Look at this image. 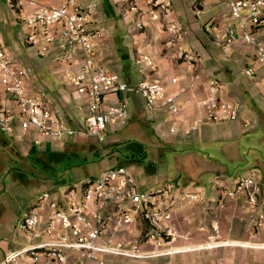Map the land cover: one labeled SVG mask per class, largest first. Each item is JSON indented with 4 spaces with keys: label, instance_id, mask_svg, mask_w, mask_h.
<instances>
[{
    "label": "crops",
    "instance_id": "obj_1",
    "mask_svg": "<svg viewBox=\"0 0 264 264\" xmlns=\"http://www.w3.org/2000/svg\"><path fill=\"white\" fill-rule=\"evenodd\" d=\"M17 1L19 3L16 6H12L10 2L6 6L0 5L1 40L21 64L33 65L36 70L43 71L50 60H57L54 56L40 58L33 50L35 45L27 42L21 24L16 28L15 24L18 22L13 14L18 11L21 16L32 9L29 0ZM64 1L55 0V3L61 4ZM230 2L231 0H99L95 4L96 11L93 15L97 23L104 27L99 62L127 82L138 81L142 75L163 80L170 91L180 92V100L184 106L177 114H169L162 109L148 110L137 93L108 94L106 98L109 103H117L123 98L127 101L130 118L125 126H114L107 131V135L111 137L104 146L105 154L100 148L97 152L104 159L98 173L110 165L109 156L119 158L120 154L130 153L133 144L124 145L126 148L119 150L118 142L122 138L115 135L117 131H125L135 124L139 127V140L136 141L135 148L150 143L156 148H161L162 144L169 147L180 146L186 151L183 160L187 183L182 187L204 191L207 195L206 202L202 204L174 210L173 225L178 233V237L172 242L175 252L148 259L125 260L103 256L104 264H264V202L260 201L251 207L242 198L223 195V191L231 187L238 178L233 180L218 176L209 188L198 184L204 172L214 168L208 167L210 159L197 150L211 149V146H217L220 141L230 142L246 130H264V70L258 58V49L243 38L245 33L253 31L255 27L250 23L242 27L240 18L231 13ZM153 14L158 17L152 18ZM173 24L179 25L180 30L171 29ZM230 29L235 30L236 38L228 44ZM186 51L196 52L199 56L200 61L196 67L185 56ZM142 55H149L153 59L155 69L144 67V73L140 75L135 71L140 69L137 60ZM58 63V70H64L66 76L72 68L68 64ZM27 71L28 82L32 83L30 87L33 91L47 92L45 100L61 120L74 126L82 124L83 111L79 107L86 101L72 86L65 85V76L62 77V85L57 86L48 80L47 85L40 79H34L33 74L28 69ZM173 78H177L178 82L172 83ZM213 78L222 84L221 97L241 102L239 119L213 122L207 120L205 108L198 106L200 100L211 96L209 81ZM0 104L14 106L12 100L3 93L1 85ZM199 119H203L201 125L186 134L185 129ZM246 122L248 125H245ZM172 127L177 128V131L172 132ZM76 138L81 142L97 141L93 137ZM64 142L45 137L33 130L17 128L13 133L0 130V262L8 252L32 243L28 236L18 237L20 233L24 234L19 228V222L31 205L33 196L42 193L37 188H48L54 192L51 193L54 196L61 191L53 186L48 173L41 174L39 183L30 184L25 173L34 171V162L47 165L51 156H58L65 148ZM34 148L37 152L31 157ZM74 149L69 144L68 150ZM131 170L141 185L152 186L151 181L144 178V170ZM148 170L164 172L166 163L160 162L158 168L150 165ZM260 170L264 173L263 169ZM97 174L84 177L77 184H82ZM78 175L79 178L82 177L80 168ZM261 179L264 180L263 175ZM139 229V225L133 224L119 236L138 238ZM18 264L55 263L42 259L37 262L22 260Z\"/></svg>",
    "mask_w": 264,
    "mask_h": 264
},
{
    "label": "built area",
    "instance_id": "obj_2",
    "mask_svg": "<svg viewBox=\"0 0 264 264\" xmlns=\"http://www.w3.org/2000/svg\"><path fill=\"white\" fill-rule=\"evenodd\" d=\"M9 1L12 6L19 3ZM29 4L32 9L19 17L26 40L38 46L40 58L54 56L58 62L76 68L71 69L64 83L85 99L86 103L79 107L83 111V121L74 126L59 118L45 100L47 92L33 91L26 67L0 37V85L14 103L13 107L0 104L2 132L13 133L17 128L33 130L63 142L77 136L93 137L105 154L107 131L114 126H125L130 118L127 101L123 98L117 103H109L108 94L137 93L150 111L162 109L177 114L183 109L180 92L170 91L163 80L143 77L127 82L99 62L104 27L97 23L89 6L77 0H65L61 4H56L55 0H29ZM230 10L240 18L242 27L249 23L255 27L243 38L258 49L264 70V0H231ZM157 17V14L152 16ZM180 28L177 24L171 26V29ZM235 38V30L230 29L227 43L231 44ZM185 56L193 67L199 64L196 52L186 51ZM138 63L155 69L149 55H142ZM177 82V78L172 79V83ZM209 86L211 96L198 102L199 107L205 108L207 120L239 119L241 102L221 97L222 84L218 79H211ZM202 122L203 119L196 120L185 133H191ZM171 131L175 132L177 128L172 127ZM223 195L242 198L251 207L260 201L263 203L264 180L259 170L253 169L238 178L223 191ZM206 200L204 191L183 188L172 181L146 188L126 166L107 165L96 176L82 184L65 187L56 196L39 193L19 224L32 243L8 252L0 264L42 259L60 264H104L103 256L130 260L170 254L175 252L172 242L178 237L173 225L174 210ZM133 224L139 225L138 238L119 236Z\"/></svg>",
    "mask_w": 264,
    "mask_h": 264
},
{
    "label": "rangeland",
    "instance_id": "obj_3",
    "mask_svg": "<svg viewBox=\"0 0 264 264\" xmlns=\"http://www.w3.org/2000/svg\"><path fill=\"white\" fill-rule=\"evenodd\" d=\"M77 1L82 5L89 6L95 14V4L99 0ZM9 2V0H0V5L6 6ZM13 17L15 18V21L18 22L15 24L16 28H19V12H15ZM37 49L38 46L35 45L33 47L35 53L37 52ZM50 61L51 62L49 65L44 68L43 71L36 70L33 65H22L26 67V69H28L31 74H33L34 79H40L44 83H46L48 80L49 83L53 82L57 84V86H60L63 82L62 77L65 76L64 70H58L59 63L57 61ZM137 64L139 65L140 69L135 72L141 75L144 73V70L142 69L144 67L139 63ZM143 77H145V75H142V78ZM66 78L67 75L65 76V79ZM30 85H32L31 82ZM66 88L71 89V87ZM130 128L125 129V131H117L115 135L122 138V141L118 142L119 150H124V148H126L124 145L133 144L130 153L128 152L127 155L120 154L119 158L109 156L110 165L122 164L129 169L144 170V178L151 181V187L164 184L168 181L175 182L181 187L186 185V171L184 169L185 162L183 160V156L185 155L186 151L180 146H162V143L161 148H156V146L151 143L144 144V146L141 147L142 149L135 148L137 146L136 141L139 140L137 132L139 127L134 124L132 128ZM108 131H110V129ZM109 137L111 136L109 134L107 135L106 133V139ZM64 144L65 148L61 151V153L56 157L51 156L46 162L47 165H43L41 162L32 163L35 172L26 171L25 173L29 184L34 182L39 183L42 179L41 174L48 173L50 176L49 180L52 182L53 186L57 188V191H60V189L62 190L63 187H68L70 184L72 185V183L77 184L84 177L88 178L97 174L99 171L98 169L102 168L101 165L103 164L104 159L101 155H97L98 149L100 148L97 141L88 140L86 142H81L78 138L73 137L64 142ZM69 144H71V146H73L75 149L72 151L68 150ZM84 146H86V148H82ZM197 151L201 152L202 155H205V158L210 159L209 161L211 163L208 164V167L214 168V170L208 169L206 172H204L203 176L199 180L200 183H198L203 187L209 188L211 183L215 182L218 176L222 178L228 177L234 180L245 175L253 169L264 170V130L262 128L256 130H246L240 136L230 142L220 141L217 146H211V149L209 147L208 150L203 148ZM36 152L37 149L34 148L31 152V157ZM160 162L166 163V170L164 172L158 171L161 169L156 171L148 170L150 165H154L158 168ZM79 168L82 171L81 178H79L78 175ZM261 175L264 177V173H261ZM145 185L147 186L146 188L150 187L148 184ZM32 188H34V186H32ZM37 189L42 193H54L50 189L48 190V188L42 189V187H38ZM38 195L39 194H37L35 197ZM35 197L33 196L31 203ZM24 236L26 235H22L20 233L18 237L20 238ZM47 261L49 263L51 262V260ZM54 263L60 264L58 262Z\"/></svg>",
    "mask_w": 264,
    "mask_h": 264
},
{
    "label": "trees",
    "instance_id": "obj_4",
    "mask_svg": "<svg viewBox=\"0 0 264 264\" xmlns=\"http://www.w3.org/2000/svg\"><path fill=\"white\" fill-rule=\"evenodd\" d=\"M101 149V148H100Z\"/></svg>",
    "mask_w": 264,
    "mask_h": 264
}]
</instances>
